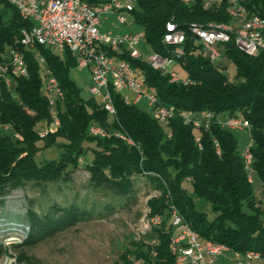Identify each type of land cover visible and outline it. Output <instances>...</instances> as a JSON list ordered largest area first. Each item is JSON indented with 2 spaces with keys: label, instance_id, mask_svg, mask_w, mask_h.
<instances>
[{
  "label": "trees",
  "instance_id": "1",
  "mask_svg": "<svg viewBox=\"0 0 264 264\" xmlns=\"http://www.w3.org/2000/svg\"><path fill=\"white\" fill-rule=\"evenodd\" d=\"M242 1L264 19V0ZM129 17L142 26L144 39L161 53H167L163 37L170 19L178 27L187 28L191 23L202 25L231 18L227 0L213 7H205L201 0H138ZM32 24L33 20L16 5L0 0V59L8 46L20 48L29 66L28 75L14 76L10 86L0 80V204H4L6 195L29 183L70 180L84 156L95 187L107 185L116 194L127 196L134 189V177L139 175L149 177L160 191L148 200V216L161 214L163 220L134 243L131 253L139 262L176 264L170 249L171 239L178 232L172 225V206L201 239L226 244L242 253L252 250L264 257V50L250 54L234 41L227 42L223 54L236 66V78L230 79L222 62L212 61L189 31L186 55L179 57L185 75L193 80L188 83L171 80L168 72L154 68L144 57L131 58L127 52H117L143 71L147 85L164 103L177 107V113L163 122L140 102H126L119 91L112 92L116 114L109 113L98 96L84 97L70 75L78 61L69 50L20 43L22 28ZM50 75L58 80L63 92L54 96L53 103L45 88ZM183 109L196 114L211 110L215 115L208 126L196 125L184 120L180 114ZM54 114L60 123L42 135L41 130L53 121ZM228 116L241 117L248 123L251 168L260 178L262 198L254 193L251 171L246 167L235 128L220 123ZM93 124L109 131L110 136L95 135L90 129ZM53 145L61 148L58 157L37 159L42 150ZM189 188L210 203L213 217L197 208ZM29 220L32 229L25 243L38 240L35 233H40L43 225L32 209ZM155 238L157 242L150 243Z\"/></svg>",
  "mask_w": 264,
  "mask_h": 264
},
{
  "label": "built area",
  "instance_id": "2",
  "mask_svg": "<svg viewBox=\"0 0 264 264\" xmlns=\"http://www.w3.org/2000/svg\"><path fill=\"white\" fill-rule=\"evenodd\" d=\"M16 5L21 12L33 20L30 27L21 30L20 43L27 47L37 44L57 43V50H69L76 56L79 66L89 67L91 70L90 92L98 96L109 113L116 114V106L113 100V91L123 94L124 100L129 103H139L146 98L148 109L163 122H168L176 113L174 104L164 103L156 91L147 85L143 71L133 64L130 58L117 54L127 52L131 58L144 57L150 64L163 72H168L173 81L184 83L193 80L181 74L176 65L179 64L178 51H185V40L188 32H172L165 34L163 41L167 45L175 46V53H161L152 51L142 53L138 48L144 34L138 30H126L114 32L109 29L103 31L100 25L110 14H115L119 23L129 25V15L135 8L137 0H8ZM187 0L186 2H194ZM205 7H213L221 0H201ZM227 11L230 20H219L215 26L191 25V32L197 42L201 43L210 58L214 62L221 61L223 48L227 42L234 41L237 46L250 54H257L264 50V37L249 33V25L241 26V18L253 17V24L264 26V21L257 20V13L251 12L242 0H227ZM178 24L175 20H169L165 27ZM233 28L241 29V36H233ZM116 52V53H115ZM40 60L44 57L39 54ZM28 61L25 52L18 49H10L8 46L0 59V80L11 85L14 76L27 75ZM45 88L50 94V101L54 102L55 95H63L58 80L50 75L46 78ZM133 94V95H132ZM186 122H194L196 125L208 126L215 113L211 110L196 114L190 110H180ZM60 123L57 114L53 121L41 130L45 135L49 130H55ZM222 125L231 128L247 126V121L238 116H228L220 119ZM1 126V124H0ZM95 135L110 136V132L98 129V124L91 126ZM116 135L125 137L133 144V140L120 132ZM200 137H197V141ZM218 145V144H217ZM217 152L220 148L217 146ZM246 167L252 178L251 163L253 155L251 144L243 150ZM163 218L161 214H155L149 218L150 224L159 226ZM172 225L178 228V232L172 237L170 249L176 257V264H217V258L229 249L226 244L205 241L199 233L191 230L185 224L181 212L172 206ZM152 239L150 243H156ZM248 258H258V252L247 251ZM139 264H149L145 260ZM243 264V263H241Z\"/></svg>",
  "mask_w": 264,
  "mask_h": 264
},
{
  "label": "rangeland",
  "instance_id": "3",
  "mask_svg": "<svg viewBox=\"0 0 264 264\" xmlns=\"http://www.w3.org/2000/svg\"><path fill=\"white\" fill-rule=\"evenodd\" d=\"M129 20V25L122 24L115 14H110L100 28L116 33L126 30L143 32L140 24L130 17ZM138 48L145 54L154 51L144 38ZM221 62L228 77L235 79L234 61L223 54ZM175 68L183 75L186 73L179 64ZM70 75L84 97L92 95L89 67L73 66ZM139 105L147 109V99L142 98ZM234 132L240 150L252 143L248 127L235 128ZM60 152L61 148L53 145L42 150L37 159L55 158ZM90 156L93 157L92 152ZM83 158L70 180L29 183L6 195L4 204H0V264H139L131 251L134 243L151 231L148 200L159 195L160 191L149 177L139 175L134 177V189L127 196L116 194L107 185L95 187L85 166L87 158ZM252 176L254 193L262 198L260 178L256 172ZM189 190L197 208L213 217L210 203L196 196L191 188ZM31 209L41 218L43 225L40 233H35L39 239L25 243L32 229ZM59 219L63 221L60 223ZM230 253L235 250L231 249Z\"/></svg>",
  "mask_w": 264,
  "mask_h": 264
},
{
  "label": "bare ground",
  "instance_id": "4",
  "mask_svg": "<svg viewBox=\"0 0 264 264\" xmlns=\"http://www.w3.org/2000/svg\"><path fill=\"white\" fill-rule=\"evenodd\" d=\"M138 1V0H137ZM187 1V0H185ZM173 20V19H171ZM258 21H264L263 18L257 17ZM169 22V21H168ZM168 22L166 24H168ZM198 23H191L187 28H180L175 25H171V27H166L165 34H172V32H191V25H195ZM216 24H219V22H208L206 24H198L199 26H215ZM249 25V33L250 34H258L261 37H264V26H260L258 24H253V17L252 16H245L241 18V26H248ZM233 36H241V29L240 28H233ZM48 46L54 47L57 49V43H48ZM10 49H16L13 47H10ZM167 53H175V46L174 45H168ZM185 54V51H178V58L182 57ZM186 55V54H185ZM27 75H28V68H27ZM62 92V91H61ZM99 130H102L103 132H109L107 130H104L100 126H98ZM121 136V135H118ZM126 139L125 137H122ZM191 228V227H190ZM191 230H193L191 228ZM195 231V230H194ZM197 233V232H195ZM255 252V251H250Z\"/></svg>",
  "mask_w": 264,
  "mask_h": 264
},
{
  "label": "crops",
  "instance_id": "5",
  "mask_svg": "<svg viewBox=\"0 0 264 264\" xmlns=\"http://www.w3.org/2000/svg\"><path fill=\"white\" fill-rule=\"evenodd\" d=\"M230 250L228 249L217 258V264H264V257L248 258L245 253L238 251L230 253Z\"/></svg>",
  "mask_w": 264,
  "mask_h": 264
}]
</instances>
